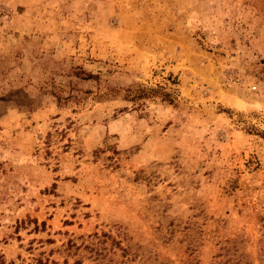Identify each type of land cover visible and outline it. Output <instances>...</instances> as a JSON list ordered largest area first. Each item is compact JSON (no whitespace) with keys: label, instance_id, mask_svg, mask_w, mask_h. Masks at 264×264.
Returning <instances> with one entry per match:
<instances>
[{"label":"rangeland","instance_id":"obj_1","mask_svg":"<svg viewBox=\"0 0 264 264\" xmlns=\"http://www.w3.org/2000/svg\"><path fill=\"white\" fill-rule=\"evenodd\" d=\"M0 264H264V0H0Z\"/></svg>","mask_w":264,"mask_h":264},{"label":"trees","instance_id":"obj_2","mask_svg":"<svg viewBox=\"0 0 264 264\" xmlns=\"http://www.w3.org/2000/svg\"><path fill=\"white\" fill-rule=\"evenodd\" d=\"M97 76H93V75H88L85 78H83L84 80H89V79H96ZM125 94H124V98L125 99H139V98H143L146 97L150 94V92H152L153 90L151 89H147L144 87H138L137 89H127L124 90ZM118 91L114 88L108 87L107 88V92L104 94V96L99 97L98 99L101 100L103 98H109V97H115L117 95ZM44 225V224H43Z\"/></svg>","mask_w":264,"mask_h":264}]
</instances>
